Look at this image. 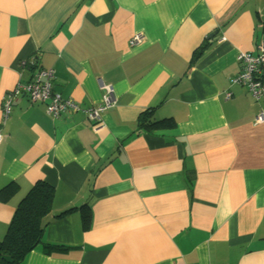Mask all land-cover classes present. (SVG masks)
Wrapping results in <instances>:
<instances>
[{
	"label": "crops",
	"instance_id": "obj_1",
	"mask_svg": "<svg viewBox=\"0 0 264 264\" xmlns=\"http://www.w3.org/2000/svg\"><path fill=\"white\" fill-rule=\"evenodd\" d=\"M263 41L264 0H0V240L43 181L61 247L17 264H264V98L229 82ZM38 68L82 110L102 84L114 103L97 123L20 93L6 112ZM146 111L173 126L139 129Z\"/></svg>",
	"mask_w": 264,
	"mask_h": 264
},
{
	"label": "built area",
	"instance_id": "obj_2",
	"mask_svg": "<svg viewBox=\"0 0 264 264\" xmlns=\"http://www.w3.org/2000/svg\"><path fill=\"white\" fill-rule=\"evenodd\" d=\"M141 35L136 33L129 44H137L141 41ZM237 63L239 71L229 79L230 84L244 85L254 100L264 98V41L258 46L256 53L248 51H239L237 54ZM54 74L51 68H38L26 83L16 85L11 93H8L4 100V110L8 112L11 108L14 95H26L31 101H39L45 104V110L48 114L57 117L67 110L84 111L87 117L94 123L100 120V114L106 111L114 103L112 88L109 85H103V101L97 106L82 110L70 99L63 98L53 90ZM225 97H230L231 92L225 91ZM262 115H258V120ZM1 136V134H0Z\"/></svg>",
	"mask_w": 264,
	"mask_h": 264
},
{
	"label": "trees",
	"instance_id": "obj_3",
	"mask_svg": "<svg viewBox=\"0 0 264 264\" xmlns=\"http://www.w3.org/2000/svg\"><path fill=\"white\" fill-rule=\"evenodd\" d=\"M146 114L147 111L138 116L137 125L139 129L151 131L173 126V122L167 119L146 123ZM51 197L52 186L42 181L34 184L20 200L7 225L6 232L0 240V264L21 262L25 254L37 244H40L42 249L46 251L55 247L61 248L46 245L40 240L46 224L44 217L50 209Z\"/></svg>",
	"mask_w": 264,
	"mask_h": 264
}]
</instances>
